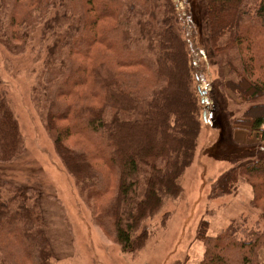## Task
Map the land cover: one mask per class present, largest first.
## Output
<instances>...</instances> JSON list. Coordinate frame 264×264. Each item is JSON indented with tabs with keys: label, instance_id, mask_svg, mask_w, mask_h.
Segmentation results:
<instances>
[{
	"label": "trees",
	"instance_id": "1",
	"mask_svg": "<svg viewBox=\"0 0 264 264\" xmlns=\"http://www.w3.org/2000/svg\"><path fill=\"white\" fill-rule=\"evenodd\" d=\"M205 1L219 88L247 105L231 123L264 142V0ZM185 19L172 0H0V43L16 54L43 48L32 95L57 157L100 231L129 255L152 237L164 203L181 195L210 99L206 60L193 58ZM22 152L0 92V163ZM240 181L257 219L239 217L214 236L201 222L199 264H262L264 156L222 172L208 198L235 194ZM52 261L38 195L0 178V264Z\"/></svg>",
	"mask_w": 264,
	"mask_h": 264
},
{
	"label": "rangeland",
	"instance_id": "2",
	"mask_svg": "<svg viewBox=\"0 0 264 264\" xmlns=\"http://www.w3.org/2000/svg\"><path fill=\"white\" fill-rule=\"evenodd\" d=\"M172 3L175 12L187 20L184 37L188 36L193 58L199 63L206 60L201 75L210 99L201 113L193 161L179 181L181 195L164 203L152 221V237L135 255L122 253L114 239L95 224L89 206L55 153L52 135L38 116L32 86L40 68L36 60L43 58V48L34 45L31 50L29 46L16 54L0 43V92L14 114L23 140L22 154L11 163H0V178L38 195L53 264H199L203 247L197 240V231L201 222L207 223L208 235L214 236L239 217L257 219L258 213L249 205L252 191L243 181L233 195L208 198L211 185L222 172L263 157L264 142L246 127L231 123L241 117L247 105L219 88L218 56L213 52L210 57L206 55L210 48L206 1ZM219 103L227 112L226 119L218 113ZM261 262L264 264V255Z\"/></svg>",
	"mask_w": 264,
	"mask_h": 264
}]
</instances>
